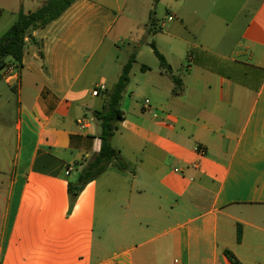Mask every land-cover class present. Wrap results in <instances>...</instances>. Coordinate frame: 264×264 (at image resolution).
Returning <instances> with one entry per match:
<instances>
[{"label": "crops", "instance_id": "crops-1", "mask_svg": "<svg viewBox=\"0 0 264 264\" xmlns=\"http://www.w3.org/2000/svg\"><path fill=\"white\" fill-rule=\"evenodd\" d=\"M44 1L0 0V37ZM157 2L123 0L119 22L118 4L75 0L28 32L13 80L0 71V264H264V0H167L159 20ZM132 55L110 139L129 167L71 205Z\"/></svg>", "mask_w": 264, "mask_h": 264}, {"label": "trees", "instance_id": "trees-1", "mask_svg": "<svg viewBox=\"0 0 264 264\" xmlns=\"http://www.w3.org/2000/svg\"><path fill=\"white\" fill-rule=\"evenodd\" d=\"M74 1L75 0H45L44 3L34 11L28 13L19 11L16 14L14 23L0 37V71L6 66L7 61L20 66L25 52L28 32L33 29L45 28L52 21L58 19ZM150 47L158 61L159 68L163 73L170 76L175 85L172 91L173 94H180V81L171 74L172 71L170 66L155 45L150 43ZM133 62L134 55H132L122 67L116 83L111 89L105 92L106 105L101 111L96 113L95 117L99 128L98 138L100 140V149L86 162L85 166L76 176V179L68 181L67 191L71 205L84 186L98 178L107 169L113 168L122 172L129 167L121 158L119 152L112 147L110 139L118 130V122L122 118L120 102L129 83V74ZM223 253L230 264H242L230 251L225 250Z\"/></svg>", "mask_w": 264, "mask_h": 264}, {"label": "rangeland", "instance_id": "rangeland-1", "mask_svg": "<svg viewBox=\"0 0 264 264\" xmlns=\"http://www.w3.org/2000/svg\"><path fill=\"white\" fill-rule=\"evenodd\" d=\"M97 2H99V3H101V4H103L104 6H108V7H114V9H115V11H116V6H117V4H118V6L119 7H121L120 8V11H123L122 12V16H120V18H119V22H122L123 20H124V16H126L127 15V11H126V9H124V7L122 6V2H123V0H96ZM166 3H167V0H160V2L158 3H156L155 4V6H156V12H155V15H156V18L159 20V19H161V17L163 16V15H165V7H166ZM152 15H153V12H152ZM159 34L161 33V32H158ZM121 39H123L124 40V36L121 38ZM118 46L119 47H121V49H125V48H127V40L123 43L122 41L118 44ZM146 52H149V51H147V49H146ZM227 55V57H234L233 55H230V54H226ZM150 56V58H152V60H156L155 59V57L153 56V55H149V53H148V57ZM147 58H143V60H146ZM186 56H185V58L183 59V62H186ZM148 60V59H147ZM157 61V60H156ZM135 66V65H134ZM138 67L136 66V77L135 78H133V80H132V83H131V85L129 86V88H131V92H133V95L131 96V98H132V100H134V101H137V102H142L147 96H146V94L144 93V91H142V90H139V89H136L135 88V83H137V81H136V79H137V76H139L138 74H139V71H138V69H137Z\"/></svg>", "mask_w": 264, "mask_h": 264}, {"label": "built area", "instance_id": "built-area-1", "mask_svg": "<svg viewBox=\"0 0 264 264\" xmlns=\"http://www.w3.org/2000/svg\"><path fill=\"white\" fill-rule=\"evenodd\" d=\"M3 76L5 77L6 80H13L16 77V67L13 65H6L2 70ZM94 95H96V92H93ZM148 103V101H146ZM65 175L68 176L70 173V169L66 168L65 169Z\"/></svg>", "mask_w": 264, "mask_h": 264}]
</instances>
